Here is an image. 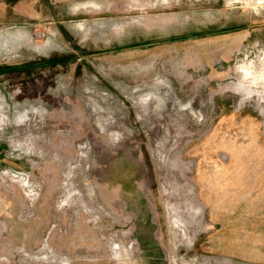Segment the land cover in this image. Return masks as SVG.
Here are the masks:
<instances>
[{
	"label": "rangeland",
	"instance_id": "1",
	"mask_svg": "<svg viewBox=\"0 0 264 264\" xmlns=\"http://www.w3.org/2000/svg\"><path fill=\"white\" fill-rule=\"evenodd\" d=\"M248 1L0 0V264H264Z\"/></svg>",
	"mask_w": 264,
	"mask_h": 264
},
{
	"label": "crops",
	"instance_id": "2",
	"mask_svg": "<svg viewBox=\"0 0 264 264\" xmlns=\"http://www.w3.org/2000/svg\"><path fill=\"white\" fill-rule=\"evenodd\" d=\"M260 161H264V159H260ZM232 168L235 169H231V170H225L224 166L223 168H221L219 170V172H221L222 175H219L218 177H221L218 181H215L218 184L219 189L221 190L224 186H235L234 188H236V195H242L245 192V189L249 186L253 187L254 192H256L258 195H264V171H257L256 172V176L252 177V178H247L244 179L243 178V174L244 171L242 166L239 165H234ZM235 170V171H234ZM234 175L236 174L235 177H228L229 175ZM226 178H232V179H228L227 181H225ZM226 186V187H227ZM219 190V191H220ZM237 198V196H236ZM206 204L210 207L212 206L211 201L209 200V198H207ZM239 205V207H238ZM240 206L243 208L244 204H239V202L236 204V206L234 208H240ZM211 208V207H210ZM212 209H217L216 206H213ZM244 215H243V214ZM236 213L237 215L241 216V218H243L242 216H245V213Z\"/></svg>",
	"mask_w": 264,
	"mask_h": 264
},
{
	"label": "bare ground",
	"instance_id": "3",
	"mask_svg": "<svg viewBox=\"0 0 264 264\" xmlns=\"http://www.w3.org/2000/svg\"><path fill=\"white\" fill-rule=\"evenodd\" d=\"M248 1V0H247ZM249 2V1H248ZM249 4V3H248ZM251 6V5H250ZM257 8H258V6H256ZM82 24V23H81ZM80 24V25H81ZM85 28H87V27H85ZM21 37H23V36H21ZM19 39H21L20 37H18ZM25 39H28V38H26L25 37ZM3 40L6 42H4V44H7V42H8V40H10V38H9V36L8 37H6V38H3ZM23 40V39H22ZM243 70V69H242ZM245 70V77L250 73L251 74V72H250V70H248V69H244ZM264 78V77H263ZM244 79V78H243ZM160 92V91H159ZM153 107V106H152ZM180 112V111H179ZM169 198V197H168ZM78 208V207H77Z\"/></svg>",
	"mask_w": 264,
	"mask_h": 264
}]
</instances>
